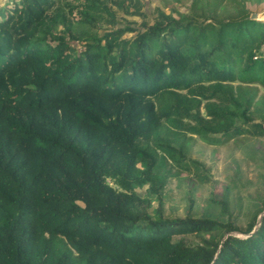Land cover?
<instances>
[{
    "label": "trees",
    "instance_id": "trees-1",
    "mask_svg": "<svg viewBox=\"0 0 264 264\" xmlns=\"http://www.w3.org/2000/svg\"><path fill=\"white\" fill-rule=\"evenodd\" d=\"M251 14L192 0L133 27L142 0H0V264H264L263 200L164 206L171 177H211L197 137L264 138Z\"/></svg>",
    "mask_w": 264,
    "mask_h": 264
},
{
    "label": "rangeland",
    "instance_id": "rangeland-1",
    "mask_svg": "<svg viewBox=\"0 0 264 264\" xmlns=\"http://www.w3.org/2000/svg\"><path fill=\"white\" fill-rule=\"evenodd\" d=\"M142 1L146 16L129 17L127 24L133 27L140 26L143 19L153 21L159 8L177 15L188 13L192 3V0ZM247 6L252 13L257 14L256 19L264 21V0H247ZM191 154L205 163L211 177L205 182L189 173L171 177L164 195L167 215L185 216L191 200L194 201L192 211L201 215L205 210H212L210 204L213 195L221 197L226 193L234 206L243 213H252L255 203L264 201V138L241 135L227 143L211 144L197 137ZM137 191L142 196L150 195L148 184L138 187ZM151 198L155 206L156 199L153 196ZM245 218L242 221L246 222Z\"/></svg>",
    "mask_w": 264,
    "mask_h": 264
},
{
    "label": "water",
    "instance_id": "water-1",
    "mask_svg": "<svg viewBox=\"0 0 264 264\" xmlns=\"http://www.w3.org/2000/svg\"><path fill=\"white\" fill-rule=\"evenodd\" d=\"M257 17V14L256 13H252L251 14V18H256ZM264 213V211L259 215V217H258V221H257V225L259 224V221H260V217H261V215ZM257 225H256V227H257ZM256 227L250 232V233H248V235H250V234H252L253 233V231L256 229ZM230 234V233H229ZM237 235H240V234H238V233H236ZM228 235V234H227Z\"/></svg>",
    "mask_w": 264,
    "mask_h": 264
}]
</instances>
